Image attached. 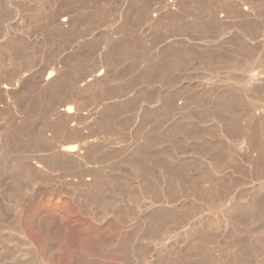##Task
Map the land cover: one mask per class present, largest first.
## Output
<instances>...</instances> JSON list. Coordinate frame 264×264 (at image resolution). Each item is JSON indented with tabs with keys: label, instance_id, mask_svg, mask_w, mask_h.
Returning a JSON list of instances; mask_svg holds the SVG:
<instances>
[{
	"label": "rangeland",
	"instance_id": "obj_1",
	"mask_svg": "<svg viewBox=\"0 0 264 264\" xmlns=\"http://www.w3.org/2000/svg\"><path fill=\"white\" fill-rule=\"evenodd\" d=\"M0 264H264V0H0Z\"/></svg>",
	"mask_w": 264,
	"mask_h": 264
},
{
	"label": "bare ground",
	"instance_id": "obj_2",
	"mask_svg": "<svg viewBox=\"0 0 264 264\" xmlns=\"http://www.w3.org/2000/svg\"><path fill=\"white\" fill-rule=\"evenodd\" d=\"M67 19H63V21H62V25H65L67 22ZM59 24V23H58ZM61 24V23H60ZM68 24V23H67ZM62 27V26H61ZM59 28V27H58ZM64 29V28H63ZM106 69V68H105ZM58 71V70H57ZM105 71V70H104ZM106 73V72H105ZM54 74V73H53ZM56 75V74H55ZM58 75V74H57ZM64 75V74H63ZM35 76V75H34ZM61 76V75H60ZM105 76H107L108 77V75L106 74ZM104 76V77H105ZM63 77V76H62ZM49 79V78H48ZM47 80V79H46ZM45 80V81H46ZM58 81V80H57ZM60 81V80H59ZM63 81V80H62ZM55 82H56V79L55 78H51V79H49V81H46V85H45V87H46V91L48 92V88H50L51 86H53L54 84H55ZM44 84V83H43ZM6 85H8V84H6ZM10 85H12L11 83H10ZM62 86V85H61ZM8 87V86H7ZM7 87L4 85L3 87H2V89L4 88L5 90L7 89ZM58 89H59V87H58ZM9 90V89H8ZM8 92V91H7ZM45 96V95H44ZM47 96V95H46ZM50 96V95H49ZM72 97V96H71ZM45 98V97H44ZM47 98V97H46ZM48 98H50V97H48ZM74 101L76 102L77 100H75L74 99ZM73 101V102H74ZM66 102V101H65ZM78 102V101H77ZM68 103H69V101H68ZM72 104V103H71ZM75 105V104H74ZM76 109V108H75ZM72 111H73V109L71 108V107H65V108H63V110L61 111L62 112V114H66V116H63L64 117V121H70L71 120V113H72ZM76 111V110H75ZM77 112V111H76ZM62 117V118H63ZM74 117V116H73ZM74 120V119H73ZM63 121V122H64ZM66 124V123H65ZM64 124V125H65ZM65 134V133H64ZM70 147V146H69ZM77 146H75V145H73V146H71L69 149H67V151H65L67 154H71V157H69V156H67L66 158L68 159V162H69V160L70 161H73L75 158H73V156L75 155V154H77ZM79 154V153H78ZM58 156V155H57ZM60 157V156H59ZM253 157V156H252ZM65 160H66V158L65 157H63ZM57 159V158H56ZM71 159H73V160H71ZM61 160V159H60ZM76 161V160H75ZM67 162V163H68ZM72 163V162H71ZM74 163V162H73ZM40 168V167H39ZM41 169V168H40Z\"/></svg>",
	"mask_w": 264,
	"mask_h": 264
}]
</instances>
